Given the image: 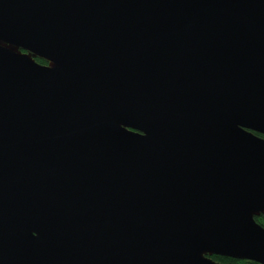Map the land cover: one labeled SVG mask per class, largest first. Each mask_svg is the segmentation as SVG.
<instances>
[{"label":"water","instance_id":"1","mask_svg":"<svg viewBox=\"0 0 264 264\" xmlns=\"http://www.w3.org/2000/svg\"><path fill=\"white\" fill-rule=\"evenodd\" d=\"M257 134L264 0H0V264H264Z\"/></svg>","mask_w":264,"mask_h":264},{"label":"trees","instance_id":"2","mask_svg":"<svg viewBox=\"0 0 264 264\" xmlns=\"http://www.w3.org/2000/svg\"><path fill=\"white\" fill-rule=\"evenodd\" d=\"M36 62L40 63V64H46V62L44 60L41 59H35ZM258 135V134H257ZM259 137H263L261 135H258ZM264 138V137H263ZM255 221L264 228V215H260L259 217L255 218ZM211 259L217 263H221V264H257L255 262H250V261H245V260H233V259H229V258H223V257H219V256H212Z\"/></svg>","mask_w":264,"mask_h":264},{"label":"rangeland","instance_id":"3","mask_svg":"<svg viewBox=\"0 0 264 264\" xmlns=\"http://www.w3.org/2000/svg\"><path fill=\"white\" fill-rule=\"evenodd\" d=\"M36 61V60H35ZM38 63V62H37ZM40 64V63H39ZM41 65H46V64H41Z\"/></svg>","mask_w":264,"mask_h":264}]
</instances>
